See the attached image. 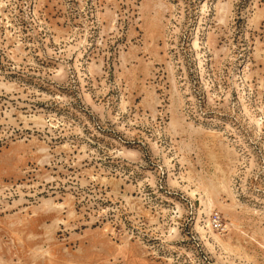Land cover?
<instances>
[{"label": "rangeland", "instance_id": "obj_1", "mask_svg": "<svg viewBox=\"0 0 264 264\" xmlns=\"http://www.w3.org/2000/svg\"><path fill=\"white\" fill-rule=\"evenodd\" d=\"M0 264H264V0H0Z\"/></svg>", "mask_w": 264, "mask_h": 264}]
</instances>
